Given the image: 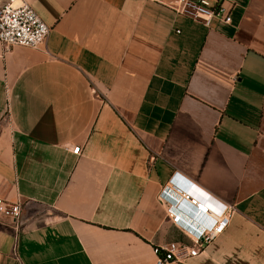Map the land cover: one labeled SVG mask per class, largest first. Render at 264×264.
I'll return each instance as SVG.
<instances>
[{
  "label": "crops",
  "instance_id": "crops-1",
  "mask_svg": "<svg viewBox=\"0 0 264 264\" xmlns=\"http://www.w3.org/2000/svg\"><path fill=\"white\" fill-rule=\"evenodd\" d=\"M168 1L13 0L50 31L37 48L0 45V198L21 206L0 214V264L190 250L160 197L173 182L231 215L167 264H264V0H210L231 20L209 25Z\"/></svg>",
  "mask_w": 264,
  "mask_h": 264
},
{
  "label": "built area",
  "instance_id": "built-area-1",
  "mask_svg": "<svg viewBox=\"0 0 264 264\" xmlns=\"http://www.w3.org/2000/svg\"><path fill=\"white\" fill-rule=\"evenodd\" d=\"M168 6L177 14L194 21L209 25L213 18L230 22V16L218 1L210 0H169ZM50 27L34 8L28 3L13 4V0L0 1V45L4 50L13 46L27 48L39 47L47 38ZM71 152L80 155V146H73ZM160 197L171 203L167 210L172 222L179 225L183 231L193 237V248L179 242L154 247L157 256L156 264L181 262L184 257L200 250L223 232L229 223L231 208H227L207 198H200L190 193L188 187L173 182V187L162 189ZM214 210L218 216L211 215L204 206ZM187 204L194 216L191 218L180 207ZM21 213L19 203H8L0 198V214L16 219Z\"/></svg>",
  "mask_w": 264,
  "mask_h": 264
},
{
  "label": "water",
  "instance_id": "water-1",
  "mask_svg": "<svg viewBox=\"0 0 264 264\" xmlns=\"http://www.w3.org/2000/svg\"><path fill=\"white\" fill-rule=\"evenodd\" d=\"M180 207L182 208V211L185 212L189 217H193L194 216V213H191L190 210H189V207L187 204L183 203L180 205Z\"/></svg>",
  "mask_w": 264,
  "mask_h": 264
},
{
  "label": "clouds",
  "instance_id": "clouds-1",
  "mask_svg": "<svg viewBox=\"0 0 264 264\" xmlns=\"http://www.w3.org/2000/svg\"><path fill=\"white\" fill-rule=\"evenodd\" d=\"M201 205H202V206H204V207L206 208V210H208V209H209V208H207V206H206V205H205L203 202H201ZM212 214H213L214 216H216V217L218 216V214H217V213H214V212H213Z\"/></svg>",
  "mask_w": 264,
  "mask_h": 264
},
{
  "label": "rangeland",
  "instance_id": "rangeland-1",
  "mask_svg": "<svg viewBox=\"0 0 264 264\" xmlns=\"http://www.w3.org/2000/svg\"><path fill=\"white\" fill-rule=\"evenodd\" d=\"M263 123H264V115H263ZM263 133H264V124H263Z\"/></svg>",
  "mask_w": 264,
  "mask_h": 264
},
{
  "label": "bare ground",
  "instance_id": "bare-ground-1",
  "mask_svg": "<svg viewBox=\"0 0 264 264\" xmlns=\"http://www.w3.org/2000/svg\"><path fill=\"white\" fill-rule=\"evenodd\" d=\"M14 5H17V4H14Z\"/></svg>",
  "mask_w": 264,
  "mask_h": 264
}]
</instances>
